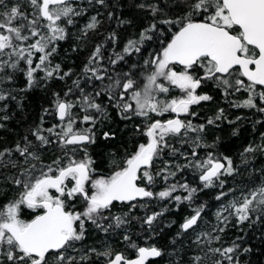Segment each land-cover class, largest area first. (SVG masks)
I'll return each mask as SVG.
<instances>
[{
  "label": "snow or ice",
  "instance_id": "obj_1",
  "mask_svg": "<svg viewBox=\"0 0 264 264\" xmlns=\"http://www.w3.org/2000/svg\"><path fill=\"white\" fill-rule=\"evenodd\" d=\"M131 7L138 27L120 0H0V131L27 93L51 92L23 133L0 137V264H240L251 251L239 236L221 242L229 224L264 223V0ZM125 26L137 30L122 37ZM220 101L260 118L228 119ZM113 113L130 132L94 155L101 136L117 140L101 131ZM249 119L257 138L237 164L214 129ZM205 190L219 202L210 227ZM173 211L166 253L157 240Z\"/></svg>",
  "mask_w": 264,
  "mask_h": 264
},
{
  "label": "trees",
  "instance_id": "obj_2",
  "mask_svg": "<svg viewBox=\"0 0 264 264\" xmlns=\"http://www.w3.org/2000/svg\"><path fill=\"white\" fill-rule=\"evenodd\" d=\"M122 4L125 5L123 15L127 17L135 18V22L137 27L144 23V20L141 18L143 14L137 12V10L132 5V0H120ZM110 28H115L114 21L104 20V25L101 29V32L107 33ZM137 28H129L125 26L124 28L118 30L122 37L129 36L131 33L136 31ZM98 38H94L96 40ZM86 52H81L77 57L75 54H71V59L76 60L77 71L79 70V65L85 60ZM70 62V61H69ZM71 81H69V84ZM50 89H61L64 85L61 82H54L49 86ZM51 92L45 91L41 88H36L31 92L26 94V97L23 102V110H17L15 105L12 106L11 111H14L16 114L13 120L8 122V130L0 131V137L6 138V140L11 141L14 137L23 133L26 128L36 121L42 111V107H47L49 102V96ZM220 106L226 108V113L228 115V119L235 120L237 115L240 116H249L251 119H259L258 116H253L247 110H239V109H228L227 106L220 101ZM215 105H205V108L202 110L203 112H207L209 115L214 114ZM114 120L111 123H106L105 127L101 129V131L108 130V128L113 129L117 133V140L115 141H104L102 136L98 139L97 145H94L91 151H93L94 155L103 156L108 151L116 150L119 146V142L127 137L130 132L131 126L129 125L128 129H125V122L120 121L119 117L113 113ZM251 119L238 121L236 125H229L227 121L223 122L220 125L219 129H214V135H217L221 138L219 151L223 154L232 155L235 162L239 164L238 153L242 150L245 140L251 141L252 139L257 138L254 135V130L252 128ZM238 128L239 134L232 135L233 129ZM257 130H259V125H257ZM213 133L209 134V139L211 141ZM99 136V133H98ZM260 161L257 160L256 164L259 165ZM247 176V173L244 174ZM231 179V178H229ZM242 177H237V180H241ZM217 194L214 190H205V192L200 193L201 202L208 203V209L205 213V220H212L214 212L219 207V202L214 200V195ZM185 211L182 208V212ZM169 221H176L175 224L172 225L171 228L164 227ZM181 221V214L176 212H169L164 215L162 218L161 227H163V232L159 235L157 243L159 246H167L172 238L176 235L178 223ZM235 221H233V224ZM243 229L241 231L240 229ZM135 231V229L133 230ZM241 237L239 241L241 243V247L250 248L251 251L249 253H243L242 251L239 253L240 264H264V223L257 222L255 224H250L246 222L244 225L233 226L232 224L228 225L226 232L224 234V238L221 243L224 241L230 242L231 240L236 239V237ZM184 243H190V241L185 240ZM219 246V245H213ZM228 246V244H225ZM177 248L181 247L178 243L176 245ZM195 247V245H193ZM172 251L171 248L166 247V253ZM202 254V253H201ZM174 259V257H170L167 254L160 261V264H169V261ZM210 264V260H209Z\"/></svg>",
  "mask_w": 264,
  "mask_h": 264
},
{
  "label": "rangeland",
  "instance_id": "obj_3",
  "mask_svg": "<svg viewBox=\"0 0 264 264\" xmlns=\"http://www.w3.org/2000/svg\"><path fill=\"white\" fill-rule=\"evenodd\" d=\"M216 212V211H215ZM215 212H214V215H213V217H212V220H209L208 222H209V224H208V226L210 227L211 226V224H215L216 223V220H215Z\"/></svg>",
  "mask_w": 264,
  "mask_h": 264
}]
</instances>
